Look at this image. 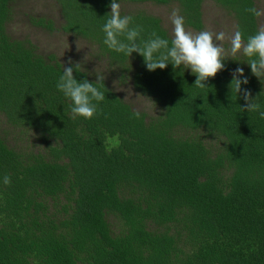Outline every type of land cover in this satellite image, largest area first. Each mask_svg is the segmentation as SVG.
<instances>
[{"label": "trees", "instance_id": "16d2710c", "mask_svg": "<svg viewBox=\"0 0 264 264\" xmlns=\"http://www.w3.org/2000/svg\"><path fill=\"white\" fill-rule=\"evenodd\" d=\"M48 1L57 29L94 44L116 79L152 107L132 108L104 80L94 118L72 119V102L57 89L72 65L13 37L6 26L22 13L20 0H0V264H264V119L243 111L242 93L230 88L243 68L241 88L264 111V78L252 74L250 58L229 55L200 88L191 69L169 63L150 72L138 53L108 49L102 27L112 0ZM203 1L117 0L173 5L196 31ZM210 1L245 41L258 32L245 11L254 0ZM121 15L143 27V39L155 31L171 42L156 15ZM73 75L96 81L81 68Z\"/></svg>", "mask_w": 264, "mask_h": 264}, {"label": "clouds", "instance_id": "9594fccd", "mask_svg": "<svg viewBox=\"0 0 264 264\" xmlns=\"http://www.w3.org/2000/svg\"><path fill=\"white\" fill-rule=\"evenodd\" d=\"M110 8L111 11L107 14L108 19L102 27L105 36L103 43L108 49L123 53L128 57L134 52L138 53L144 58L145 66L150 72L156 69L163 70L169 63L174 69L183 66L191 69L196 75L195 86L204 88L206 87L204 82L224 70L223 61L229 58V55L236 56L242 52L250 58L248 64L252 74L260 80L264 78V27L245 41L243 33L237 26L229 38L230 48L225 49L221 43L226 38L223 31L214 33L204 30L194 34L186 30L184 17L179 14V9L174 8L169 16L173 25L171 42L157 35L155 31L148 39H143L141 36L144 31L143 27L136 25L131 15H121V5L117 0H112ZM245 11L255 17L264 16V10L256 7H249ZM77 50H79L78 44ZM67 63L72 66L63 67V74L59 77L57 89L71 100L72 119L77 117L92 119L97 114L99 102L105 100V93L100 90L104 87L105 76L95 70V82H89L87 79L78 82L73 72L79 70L80 63L73 64L71 59ZM248 82L243 68L237 67L232 73L231 91L236 94L242 93L245 101V105L241 108L243 111L258 112L259 117L264 119V111H260L261 106L257 102L258 96L253 98L249 90L241 88L242 84L246 85ZM135 115L139 117L138 112ZM3 183L10 185L11 177L5 175Z\"/></svg>", "mask_w": 264, "mask_h": 264}, {"label": "rangeland", "instance_id": "374dc122", "mask_svg": "<svg viewBox=\"0 0 264 264\" xmlns=\"http://www.w3.org/2000/svg\"><path fill=\"white\" fill-rule=\"evenodd\" d=\"M257 9L264 10V0H254ZM120 11L129 12L134 10H145L160 18L162 26L166 28L168 34L172 37L173 25L169 19L173 5H154L120 3ZM19 11L12 20L7 23V31L17 38L27 37L35 46L36 51L41 53H53L62 63H67L69 59L75 64L80 63V68L86 71L90 76H96L95 70L101 72L105 76V82L114 90L125 102L129 103L132 108L137 110L149 111L152 107L150 100L144 96L139 95L132 88L130 83H123L116 79V72L114 73L107 66V61L96 56L97 48L94 44L87 42V40L74 36L69 33L62 32L57 29L60 18L57 8L53 2L48 0H20L18 4ZM25 13H31L34 17L46 16L51 18L54 23L52 30L42 28L29 18L24 16ZM202 24L200 31L185 27L186 30L192 31L194 34L204 30L219 33L223 31L226 38L223 42L225 49L230 48V37L234 33L233 20L223 10L216 6L210 0H204L201 6ZM257 26L260 29L264 27V16L256 17ZM77 42V43H76ZM77 44L79 50H77ZM92 73V74H90ZM2 126L0 120V127Z\"/></svg>", "mask_w": 264, "mask_h": 264}]
</instances>
